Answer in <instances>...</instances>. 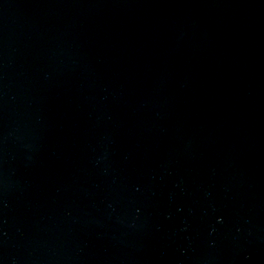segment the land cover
<instances>
[{"label":"water","instance_id":"1","mask_svg":"<svg viewBox=\"0 0 264 264\" xmlns=\"http://www.w3.org/2000/svg\"><path fill=\"white\" fill-rule=\"evenodd\" d=\"M0 264H264V0H0Z\"/></svg>","mask_w":264,"mask_h":264}]
</instances>
